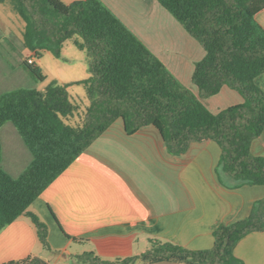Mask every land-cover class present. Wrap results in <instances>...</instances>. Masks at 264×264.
<instances>
[{"label":"trees","instance_id":"16d2710c","mask_svg":"<svg viewBox=\"0 0 264 264\" xmlns=\"http://www.w3.org/2000/svg\"><path fill=\"white\" fill-rule=\"evenodd\" d=\"M202 47L204 57L192 72L199 97L183 86L99 0L63 4L59 0H0L9 2L24 22L23 46L33 57L48 52L60 58L66 40L85 52L89 77L82 85L89 105L78 125L79 113L67 87L52 81L42 91L16 88L0 94V128L10 123L31 160L17 177L1 167L0 231L24 216L38 240L50 250L47 226L29 206L118 119L128 135L153 127L167 152L184 155L191 144L213 142L220 149L217 173L234 185L264 186V158L253 156L251 143L264 129V92L255 79L264 73V30L255 15L264 0H156ZM29 58L22 67L36 80L45 76ZM223 86L236 91L243 103L212 114L199 98L219 93ZM252 232H264V200L249 217L219 225L209 250L190 251L171 243L150 240L149 249L118 264H244L233 253L235 244ZM83 264H105L92 253L77 257ZM8 264H47L28 257Z\"/></svg>","mask_w":264,"mask_h":264},{"label":"crops","instance_id":"0c3cea01","mask_svg":"<svg viewBox=\"0 0 264 264\" xmlns=\"http://www.w3.org/2000/svg\"><path fill=\"white\" fill-rule=\"evenodd\" d=\"M99 1L199 97L191 77L204 50L170 13L156 0ZM255 20L264 30V9ZM24 78L19 63L8 67L0 61V94L19 88L15 86ZM255 85L264 92V73ZM199 99L212 114L243 103L227 86ZM0 144L1 167L11 177L19 176L31 154L12 124L0 128ZM250 152L264 158V129ZM219 158L213 142L193 143L184 155L172 156L155 128L128 135L118 119L29 206L47 226L50 250L41 246L35 227L22 216L0 231V264L28 257L47 264H83L77 257L87 253L118 264L146 252L150 240L209 250L219 225L246 219L253 205L264 200V186L234 185L226 176L221 180ZM232 253L244 264H264V232L247 234Z\"/></svg>","mask_w":264,"mask_h":264},{"label":"rangeland","instance_id":"374dc122","mask_svg":"<svg viewBox=\"0 0 264 264\" xmlns=\"http://www.w3.org/2000/svg\"><path fill=\"white\" fill-rule=\"evenodd\" d=\"M23 28L24 22L13 11L10 3H0V61L8 67L15 62L22 66L25 59L31 58L46 78L45 81L40 82L23 69L27 78L15 87L42 91L52 81L69 85L67 87L69 98L71 102L79 105L80 110L68 123L73 126L78 125L83 112L89 105L83 86L74 84L89 77L85 52L75 47L74 39H69L62 45L60 58H55L48 52H42L41 57L35 58L23 46Z\"/></svg>","mask_w":264,"mask_h":264},{"label":"built area","instance_id":"2783aa9c","mask_svg":"<svg viewBox=\"0 0 264 264\" xmlns=\"http://www.w3.org/2000/svg\"><path fill=\"white\" fill-rule=\"evenodd\" d=\"M27 62H28L29 64H32V63H33V61L31 60V58H29Z\"/></svg>","mask_w":264,"mask_h":264}]
</instances>
